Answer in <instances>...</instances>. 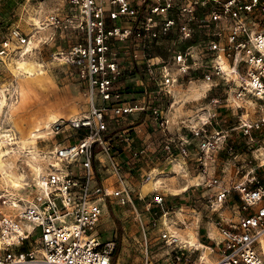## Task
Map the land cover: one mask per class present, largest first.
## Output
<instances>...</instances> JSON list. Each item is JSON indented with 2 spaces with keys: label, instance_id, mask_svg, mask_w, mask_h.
<instances>
[{
  "label": "built area",
  "instance_id": "obj_1",
  "mask_svg": "<svg viewBox=\"0 0 264 264\" xmlns=\"http://www.w3.org/2000/svg\"><path fill=\"white\" fill-rule=\"evenodd\" d=\"M40 25L41 30L51 29L49 42L62 43L53 59L85 87L89 110L81 118L52 125L50 134L67 140L52 153L40 178L42 190L18 217H1L0 264H114L116 243L100 240L103 207L114 199L122 206L132 200L126 180L130 165L116 163L112 154L126 145L119 155L129 148L133 165L148 151L147 141L132 149L134 137L121 130L127 117L150 113L151 127L160 134L155 152L165 160H182L202 177L215 172L222 148L234 155V132L252 144L254 133L264 129V119L254 122L242 116L239 127L218 130L213 116L185 125L188 135L177 136L170 132L162 107L176 85L194 82L212 91L224 81L236 87L237 101L250 95L264 102V0H61ZM31 39L18 27L10 29L0 41V61L28 47ZM129 42L143 52L149 77L148 84L138 85L146 99L142 108L122 83L125 73L135 69L130 63L136 56L123 45ZM101 154L110 160L120 186L113 191L99 177ZM258 166L264 169V153ZM214 174L206 185L214 193L202 197L208 207L217 211L236 193L242 210L238 221L217 224L222 238L217 264H264L258 251L264 239V186H256L253 176L229 189ZM253 174L250 170L245 178ZM154 202L160 206L164 197L156 196ZM161 238L175 247L176 255L182 250L175 236L164 233ZM26 244L30 248L21 251Z\"/></svg>",
  "mask_w": 264,
  "mask_h": 264
},
{
  "label": "rangeland",
  "instance_id": "obj_2",
  "mask_svg": "<svg viewBox=\"0 0 264 264\" xmlns=\"http://www.w3.org/2000/svg\"><path fill=\"white\" fill-rule=\"evenodd\" d=\"M60 2L61 0H0V41L8 37L10 29L15 27L33 37L30 46L32 50L24 58L32 65L33 76H27L22 70L15 73L12 69L16 67V61L21 60L20 56L27 47L23 50L15 49L10 56L0 61V161L3 164L0 165V219L4 216L18 217L22 207L41 191L38 181L47 170L52 153L58 144L67 140L66 136L53 137L50 134L53 125L51 118L55 116L69 121L88 114L89 99L85 94V87L71 76L66 66L53 59L56 47L62 43L58 40L55 46V43L48 41L51 29L41 30L40 22L58 8ZM209 87L202 82L180 83L174 87V96L170 98V103L165 104L168 107L164 112L173 135L186 136L188 132L183 129L185 125H197L201 119L208 120L213 116L215 117L211 121L215 120L219 124L216 126L214 123L218 130L239 127L242 116L254 122L264 119L263 101L250 95L243 101H237L234 95L236 87L224 81L219 82V86L212 91ZM131 119H134L133 115L123 121L125 126L121 130L129 128ZM146 122L147 126L144 125L138 133L141 136L145 132L148 136L145 140L148 151L142 154L143 158L139 162H133L132 165V161L128 159L129 148L125 154L119 155L120 149L126 146L124 144L112 154L116 163L130 165L126 180L132 202L125 206L120 205L116 199L106 203V207H103L100 240L104 244L116 243L119 252L116 260L114 257L115 264H217V243L222 239L217 224L238 221L242 212L241 204L236 193H233L223 207L212 211L207 201L200 196L214 193V189L206 186L213 173L222 178L229 189L237 183L249 181L253 176L259 182L256 186H264V169L258 166L264 153V129L254 133L252 144L238 131L234 132V155H228L225 148H222L217 154L215 172L212 170L209 176L202 177L192 167L190 169L196 174L188 170L183 172L181 164H172L162 171H153L147 167L146 165L150 166L165 158L158 151L155 152L160 134L151 127L153 123L149 115ZM46 126L50 128L47 130ZM39 128L41 130L37 136L41 138L32 139L31 133ZM141 145L135 140L132 149H138ZM99 160L101 163L97 162V170L101 181L112 186V189L120 187L111 174L108 157L101 154ZM157 164L153 166L159 167ZM35 169L41 170V176ZM143 170L145 173H142ZM250 170H254V174L245 178ZM149 175L152 178L148 181L146 178ZM162 178L166 179L164 182L168 184V189L170 186H190V198L189 192L181 195V198H187V203L198 202L201 214L198 220L199 223L201 220L205 221L204 230L199 229L198 220L194 226L183 224L186 211L175 215L170 211L166 214L155 202L151 203L155 198L152 195L157 187L155 185L160 187L163 183L161 180H164ZM167 192L171 193L170 190ZM13 203H18L20 207H14ZM164 233L179 239L182 250L177 255L175 247L162 240ZM197 234L202 246L196 244L189 248L185 244L186 238H197ZM33 240L30 237L31 244ZM29 248L26 244L21 251ZM205 248H210L211 251H206ZM258 251L264 255L260 245Z\"/></svg>",
  "mask_w": 264,
  "mask_h": 264
},
{
  "label": "crops",
  "instance_id": "obj_3",
  "mask_svg": "<svg viewBox=\"0 0 264 264\" xmlns=\"http://www.w3.org/2000/svg\"><path fill=\"white\" fill-rule=\"evenodd\" d=\"M123 45H124V47H127V45H128L131 48V49L129 48V50H130L129 52L131 54L133 53V55L136 56V59L132 63H130L131 67L132 66L135 67L134 71L132 73H127L126 72L125 76H124V79L122 80V83L124 85V88L128 92V94L130 95V98L134 101V103L136 102L137 105L142 108L144 106V104H146V99L143 96H141V92L143 90L138 85H139L140 81H142V83H144V84H148V82H149V77H147V75H146V69H145L146 67H145L144 62H143V52H141V50L135 49L131 42H129L127 44L124 43ZM162 100H164V99H162ZM162 100L159 101L157 103V105L161 106L160 103H162ZM168 102L170 103V99L166 103H168ZM166 103H164V104H166ZM165 106L163 105L162 107L164 109L165 108L167 109L168 106H166V107ZM148 115L150 116V113L149 114H147V113L145 114V113H141V112L139 113L138 112V113L133 114L134 119H131V123H130L132 126H130V127L128 126L129 128H125L124 129L125 133H130L131 136L134 137V139L136 141H138L140 144H142L141 141L143 142V141H145L148 138V136L146 135L145 132H144V134L142 133L141 136H139L140 133H138L139 130L142 127H145L144 125L147 126V122H146L147 118L145 116H148ZM137 120H139V121L136 122ZM141 131L142 130H140V132ZM157 163L160 166L155 168V166H153V165L157 164ZM157 163L153 162L150 166H148V165H146V166L151 168V169H153V171H159V170L162 171L167 166H170L172 164H174L172 166H178V165L181 164V167L182 166L184 167L183 172L186 171V170L192 171L190 168L186 167V165L184 164V162L182 160L170 161V160L162 159L161 161L159 160V162H157ZM195 172H193V173H195ZM142 173H145V170H143ZM196 173H198V172H196ZM186 175H187V173H186ZM162 179H164V178H162ZM161 181H163V183L161 184L160 187L157 184L155 185L157 187H155L156 189H155L154 192H152V195L154 197L160 196V195L164 196L165 197L164 198V203L162 205H160V206L156 205L154 203V199L151 200V203L152 204L154 203L156 206H158L160 208V210H163V213H166V214H168L170 211H172V214H174V215L179 213V212L182 213V212L186 211V216H185V219H183V224H185V226H187V223H189L190 226H194L195 222L199 219V216L201 215L200 212H199L200 205L197 206L198 202H195V201L193 202V204L192 203H187V198H184V199L181 198V195H183L184 193H187V192H189L188 195H189V198H190V190H189L190 186L189 187H187V186H185V187H181V186L180 187L179 186H177V187L173 186L172 187V186H170V189H168V184H166V182H164V181H166V179L161 180ZM103 184L105 185V187H109L110 191H111V189H112L111 187L112 186H110V185L107 186L105 184V182ZM166 189L170 190L171 193H168L167 192L168 190H166ZM203 196L204 195H202L200 197L202 198ZM184 200L186 201V203H185ZM149 207H150V205H149ZM195 216H198V217L195 218ZM192 219H193V221H192ZM235 221L236 220H234V222ZM197 222L199 223V220ZM205 227H206L205 226V221L201 220V223H199V229L204 230ZM183 231H184V229H183ZM186 242L187 243H185V244H187V246L189 248H191L192 246H196V244H198L199 246H202V244H200L198 234H197V238H196V236L193 237V238L189 237V239L186 238ZM199 246H198V248H200Z\"/></svg>",
  "mask_w": 264,
  "mask_h": 264
},
{
  "label": "bare ground",
  "instance_id": "obj_4",
  "mask_svg": "<svg viewBox=\"0 0 264 264\" xmlns=\"http://www.w3.org/2000/svg\"><path fill=\"white\" fill-rule=\"evenodd\" d=\"M33 42V41H32ZM32 42L30 43V45L27 47V49H26V51L23 53V54H21V56H20V58H21V60H17L16 61V63H17V65H16V67H12V69L14 70V72L15 73H17L18 71H20V70H22V71H24L25 72V74H27V76H33L32 75V65L31 64H29L28 62H26L25 61V57L30 53V51L32 50L31 48H30V46H31V44H32ZM224 69L226 70V71H229L230 69H229V67L226 65V64H224ZM201 87H205V86H201ZM249 103H251V102H249ZM253 104V103H252ZM253 105H255V104H253ZM51 121H52V123L51 124H55V123H57L58 121H60V119L58 118V117H55V116H53L52 118H51ZM47 130L50 128V126H46L45 127ZM40 130H41V128H39V129H36L34 132H32L31 133V135L30 136H32V139H34L35 140V138L36 139H38V138H41L40 136H37V134L40 132ZM6 134V133H5ZM5 136V135H4ZM9 137V136H8ZM31 139V138H30ZM0 165L2 166L3 164H2V161H0ZM36 171H37V173L39 174L40 173V169H35ZM40 176H41V173L39 174ZM40 176H39V178H40ZM157 182V181H156ZM156 184V183H155ZM38 185H39V188H40V190H42V187H44V185L42 184V182L40 181V179H39V181H38ZM111 191H113V189L111 190ZM22 200V199H21ZM14 207H20V205H18V203H13L12 204ZM13 213V212H12ZM1 247H2V241H1V239H0V249H1ZM205 249H207L206 251H211V249L210 248H205ZM260 249H261V251L264 253V242L262 241L261 242V244H260ZM208 263V262H207Z\"/></svg>",
  "mask_w": 264,
  "mask_h": 264
},
{
  "label": "trees",
  "instance_id": "obj_5",
  "mask_svg": "<svg viewBox=\"0 0 264 264\" xmlns=\"http://www.w3.org/2000/svg\"><path fill=\"white\" fill-rule=\"evenodd\" d=\"M139 120H137L136 122H138ZM130 126H132L131 124H130ZM129 126V127H130ZM118 252H119V249H117V251H116V254H115V260H116V257H117V255H118ZM115 260H114V264H115Z\"/></svg>",
  "mask_w": 264,
  "mask_h": 264
}]
</instances>
